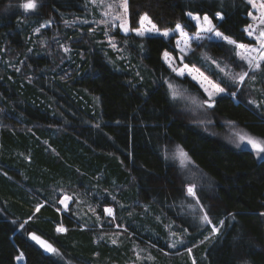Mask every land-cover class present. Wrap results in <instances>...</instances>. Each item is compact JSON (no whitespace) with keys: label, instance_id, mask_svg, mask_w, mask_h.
I'll list each match as a JSON object with an SVG mask.
<instances>
[{"label":"trees","instance_id":"16d2710c","mask_svg":"<svg viewBox=\"0 0 264 264\" xmlns=\"http://www.w3.org/2000/svg\"><path fill=\"white\" fill-rule=\"evenodd\" d=\"M23 2L0 0V264H17L19 254L22 264H137L133 244L152 252L139 264H264V159L209 134L170 98L167 80L204 98L162 60L164 51L176 54L175 36L122 35L114 27L131 56L117 59L105 36L79 18L86 0H37L29 12ZM250 11L245 0H128V24L136 28L147 14L158 29L179 23L194 32L191 12L252 44ZM202 47L231 70L249 72L233 83L198 50L187 55V64L225 89L205 112L217 126L232 122L264 139V71L248 70L229 45ZM171 145L182 146L203 177L197 196L218 233L190 221L185 188L193 182L165 159ZM64 195L71 197L66 210ZM85 203L101 225L85 215ZM172 219L188 232L175 249L164 228ZM113 228L117 243L107 238ZM29 233L68 261L45 254Z\"/></svg>","mask_w":264,"mask_h":264},{"label":"snow or ice","instance_id":"6c2138e0","mask_svg":"<svg viewBox=\"0 0 264 264\" xmlns=\"http://www.w3.org/2000/svg\"><path fill=\"white\" fill-rule=\"evenodd\" d=\"M247 3L251 5V7L258 13V15H253V12L248 13V15L251 16L253 21L255 22V26L249 25L245 29L249 37H254L256 41V46H249L246 44L237 43L236 40L218 31L216 29V25L213 24L212 19H210L208 15H204L203 17H201L199 15H193L191 12L188 13V16L190 17L191 21L195 22L196 32L192 35H189V33L185 31V26H182L179 23L176 24L174 29L164 30L163 32H161L160 29L157 28V26L152 22L151 18L147 14L140 16L139 27L132 29V31H134L138 36H144L146 33L153 32L159 33L164 37H169L173 32L179 34V38L176 40L175 45L176 49L179 52V55L176 57H170V54L165 51L163 54L165 62L168 63V66L171 71L177 76L184 77L186 74L190 76L192 80L196 81L199 84L200 88L203 89V92L206 94L207 97L206 99L202 100L198 99L195 96L185 97L183 92L176 85L171 82H167L170 98L172 100H176L177 98H184L188 99L193 105H196L198 108H213L215 106V97L225 92L224 88L219 87V85L209 81L208 78L205 77L204 74L199 71V69L189 67V65L184 62L185 57L189 54V52L192 51L191 43L193 40L196 41L198 45L204 39L226 41L228 45L234 46V49H236V56L239 58V60L247 64L248 69L253 72L264 71V27H261L264 26V0H247ZM19 7L22 8L25 12L35 11L38 7V3L37 0H24V2L21 3ZM118 7L123 9V15L126 17L128 12V0H120ZM108 8H112V5L109 4ZM115 18L120 19L121 14L117 13ZM215 19L223 20L224 17L221 13L217 12L215 14ZM120 27L126 33L129 31L126 20L120 25ZM37 31H39V29H37ZM202 33L211 35L205 36L202 35ZM112 46L115 47V44H113ZM65 50L67 51V49ZM205 59L211 60V58L207 56L205 57ZM177 62L180 66H177ZM211 62L216 65V67L221 73H224V75L229 76L232 79L233 83L242 84L245 81V77L249 76L248 71H241L239 73L234 74L232 72L227 71L225 67H220L219 62L215 60H212ZM254 78L255 77H252V79ZM230 95L234 97L236 93L232 92L230 93ZM229 123L231 124L232 122ZM233 135L236 138L237 146L243 144L246 147H250L258 157L264 159V139L253 137L241 131H234ZM168 158L169 153L166 149L165 159ZM171 158L173 160H179V165L181 168H186L194 163L191 160L189 154L180 145H176L174 150H172ZM186 193L195 201V203L190 204L189 207L193 211L199 209V211L202 213V215L200 216L201 221L206 225L212 226L211 230L213 234L218 233L219 228L216 225L212 224L211 218L209 217L207 211H205L204 205L201 203L199 197L197 196L196 185L188 184L186 187ZM70 199L71 197L65 196L64 200H61L60 203L64 204L65 201ZM37 211H39V207H37ZM105 212L111 215L112 209L107 208L105 209ZM223 223L224 221H220L221 225H223ZM57 230L64 231L65 229L58 228ZM173 235H175V233H173ZM31 238L46 251L54 254H59L57 249H55L47 241L41 239V237L37 236L35 233L31 234ZM113 243H115V241H113ZM170 246L175 247V243ZM188 251L191 252V249H188ZM22 258L23 254L17 257L18 260Z\"/></svg>","mask_w":264,"mask_h":264},{"label":"rangeland","instance_id":"374dc122","mask_svg":"<svg viewBox=\"0 0 264 264\" xmlns=\"http://www.w3.org/2000/svg\"><path fill=\"white\" fill-rule=\"evenodd\" d=\"M245 1L247 2V0H245ZM119 2H120V0H102V2H101V0H95V2H94V0H86V4L84 5L83 14L79 18L81 20H85V22L92 23L93 26H92L91 29L95 30L97 32H101V34L105 36V41L107 42V46L110 49H112V51L115 52L117 59L126 58L127 60H130L131 56H130V53L128 52V50L126 49V46L124 44H122V42L118 41L115 36H112V33H114L116 31V30L114 31V29H113L114 27L122 35H127L129 33H132V34L136 35V33L134 31H132V29H135V28H130L129 27V24H128V12H127V15L125 17L123 15V9L118 7ZM109 4L112 5V8H108ZM250 7H251V5H250ZM250 12H253V15H258V13L252 7H251V11ZM106 13H108V14H106ZM117 13L121 14V18L120 19H116L115 18ZM193 15H195V14H193ZM201 17H203V16H201ZM249 18H250V23L246 26V28L249 25L255 26V22L253 21L252 17L249 16ZM125 20H126V23H127V27L129 28V31L127 33L125 31H123L122 28L120 27V25L122 23H124ZM194 24H195V22H194ZM138 27H139V21H138V25H137L136 28H138ZM261 27H264V26H261ZM165 30H172V29H165ZM160 31L163 32L164 30L160 29ZM195 32H196V30L194 32H188V33H189V35H192ZM149 35H160V34L156 33V32H153V33H146L144 36H149ZM171 35L175 36L174 42H175V45H176V40L179 38V34L173 32V33H171ZM202 35L207 36V35H211V34L202 33ZM144 36H141V37H144ZM164 38H167V37H164ZM250 38L254 41V43L246 44V45L256 46V41H255L254 37H250ZM205 42H215V43H222V44L228 45L226 41L207 40V39L202 40L199 43V45H198L197 42L193 40L192 43H191L192 51L189 52V54L193 53L195 50H198V53H199V55L202 56L203 61L205 63H207L209 66H212L213 68H215L217 71H219V69L216 67L215 64H213L211 62L212 60H215V61L219 62L220 67H225L226 70L229 71V72H232L234 74L235 73H239L238 71L231 70L224 62L220 61L216 56L212 55V53L209 50H206L204 47L200 48V45H203ZM113 44H115V47L112 46ZM229 46L234 47L232 45H229ZM175 48H176V46H175ZM164 52H162V56H161L162 60L165 63V65L168 67V69L171 71V69L168 66V63L165 62V59H164V56H163ZM169 54H170V57H176V56L179 55V52L177 50L176 54H172V53H169ZM206 56L210 57L211 60H206L205 59ZM235 56H236V49H235ZM237 59L239 60L238 57H237ZM239 61H241V60H239ZM241 62H243V61H241ZM243 65H245L246 68L248 69L247 64H245L243 62ZM177 66H180L178 62H177ZM189 67H194L196 69H199V68H197L195 66H192V65H189ZM248 70H250V69H248ZM199 71L201 73H203L200 69H199ZM173 74L175 76H177L175 73H173ZM220 74L222 76L226 77L228 80L232 81V79L229 76L224 75V73L220 72ZM204 76L207 77L209 81L217 84L211 78H209L207 75L204 74ZM177 77H179L180 79L188 78L189 80L194 82L200 88L199 84L196 81L192 80L191 77L188 76L187 74L184 77H180V76H177ZM167 82H171L174 85H176L183 92L185 97H192V96L197 97L194 93H191L186 88L185 85L181 84L180 82L175 81V80H172V81L167 80ZM167 82H166V84H167V88H168V83ZM201 91H202V93L204 95L203 99H206L207 97H206V94L203 92V89H201ZM222 94H224V93H222ZM222 94H220V95H222ZM174 102L177 104V106L180 109H182V111L184 112L185 116H188V118L192 119L193 121L195 120V122H197L209 134H211V135L215 136L216 138H218L219 140L225 142L227 145H229L232 148L241 149V150L242 149L250 150L255 155V157L257 159H261L260 157H258L252 151V149L250 147H246L243 144H241L240 146H237L236 138L234 137L233 132L234 131H241L243 133H247V132H245L242 128H240L236 124H234V123L230 124V123H224L223 122V123H221V125L217 126V125L214 124V121L209 116V114H207L205 112L206 111V107L205 108H198L196 105H193L188 99H184V98H177L176 100H174ZM248 135H250V134H248ZM175 146L176 145H171L167 149L168 153H169V158H168L169 162L171 164H173L175 166V168L178 169L179 172L184 175L185 179H189V180L192 179L191 181L193 183H191V184H195L196 187H197V185H199L200 182H203L202 181L203 177L199 173H197L196 169L192 165H189L186 168H181L180 165H179V160H173L171 158V152H172V150H174ZM195 177H197V179ZM204 184L208 185V181L206 179L204 180ZM186 196L189 198V202L186 203L187 205H186L185 211L190 216V221L195 223V224L201 223L202 221L200 219V216L202 215V213L199 211V209H197L196 211H193L189 207V205L190 204H194L195 201L191 197H189L187 195V193H186ZM64 198H65V195L61 198V200H64ZM70 202H71V199L65 201L64 204L61 203L62 210H66L67 206H69ZM65 205H67V206H65ZM82 205H83V203H81V206ZM78 207L79 206H76V208H75L76 211H77ZM179 207H180L179 211H182L183 208H182V204L181 203H180ZM107 208H110V207H107ZM107 208H105V209H107ZM83 212H85L86 216H90L91 215L93 217V221H97L99 223V225L102 224L103 220L99 219V216L96 215L95 210H94V206L92 204L85 203ZM179 213L181 214V212H179ZM106 214H107L108 217L113 219V217H114L113 211H112L111 215H109L108 213H106ZM173 221H174L173 219L171 221H168L165 224V227H164L165 230H166V233H167L166 237L168 238L169 247L171 249H175L176 247H178L182 243V241L184 239V235H186L188 233L187 230L184 227L179 228L178 224H175ZM105 223L109 224L110 221H106ZM115 229L116 228H113V230L110 231L107 234L108 235L107 238H108V240L110 239L109 241L111 243H113V241H115V243H117L118 236L120 235L119 231H115ZM173 233H175V235H173ZM177 241H180V242H177ZM174 243H175V247L170 246V245H172ZM131 250H132V253H133L134 257H135V263H137V264H139L141 262H144V261L152 260V257H151L152 256V252H150V250H148L147 248H144L143 246H139V245L133 244ZM185 252L188 255V259L191 260L192 262H195L192 250H191V252H189L188 250H186ZM58 253H59V251H58ZM177 253H179V252H177ZM20 255L21 254H19L18 256H20ZM55 255H57V257L60 260H66V259L63 258V256L60 253L59 254H55ZM18 256L15 257V262L17 264H22L23 263V258L18 260L17 259ZM66 261H68V260H66ZM66 263H68V262H66ZM68 264H73V263H68Z\"/></svg>","mask_w":264,"mask_h":264},{"label":"water","instance_id":"95a60500","mask_svg":"<svg viewBox=\"0 0 264 264\" xmlns=\"http://www.w3.org/2000/svg\"><path fill=\"white\" fill-rule=\"evenodd\" d=\"M31 234H33V233H29L28 234V237H29V239L31 240V241H33L45 254H51V252H48V251H46L44 248H42L39 244H37L34 240H32V238H31ZM38 236V235H37ZM40 237V236H39ZM41 239H43L42 237H41ZM43 240H45V239H43ZM46 241V240H45ZM50 244V243H49Z\"/></svg>","mask_w":264,"mask_h":264}]
</instances>
